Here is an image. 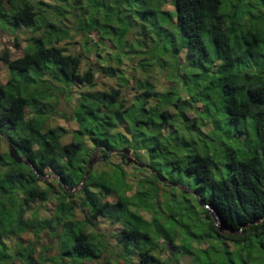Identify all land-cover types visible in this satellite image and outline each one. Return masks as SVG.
Returning <instances> with one entry per match:
<instances>
[{
	"label": "trees",
	"instance_id": "1",
	"mask_svg": "<svg viewBox=\"0 0 264 264\" xmlns=\"http://www.w3.org/2000/svg\"><path fill=\"white\" fill-rule=\"evenodd\" d=\"M104 1L40 0L35 6L33 0H0V24L31 34L21 55L0 53L10 73L5 83L0 80V141H12L27 161L17 164L0 149V264H46L43 255L39 261L33 257L43 235L57 239L59 259H49L54 263L105 258L111 264L96 231L99 219L120 225L115 244L129 264H182V258L188 264H264V0H169L173 11L161 9L167 0ZM132 29L140 42L127 41ZM173 31L184 39L180 49L166 44ZM75 34L84 36V48H93L101 61L84 72L82 56L59 46ZM107 37L129 60L139 57L142 68L149 66L148 55L155 57L174 86L163 94L133 73L143 91L131 105L120 89L76 91L93 85V70L129 83L101 57ZM146 39L154 42L147 51H133ZM115 58L120 61L119 54ZM194 70L203 79L191 85ZM52 85L67 101L78 95L74 130L47 126L57 112V102L48 100ZM152 98L156 102L148 105ZM189 112L197 117L188 118ZM217 113L233 132L230 138L248 134L240 149L229 148L224 170L206 145L215 146L222 136ZM124 147L151 169L114 152ZM96 150L103 165L91 166L85 176ZM46 171L60 181L42 183ZM163 171L189 178L197 199L160 182ZM76 202L86 211L83 219L76 218ZM199 203L214 209L223 231ZM25 235L33 241L22 244ZM167 249L170 255L162 259Z\"/></svg>",
	"mask_w": 264,
	"mask_h": 264
},
{
	"label": "rangeland",
	"instance_id": "2",
	"mask_svg": "<svg viewBox=\"0 0 264 264\" xmlns=\"http://www.w3.org/2000/svg\"><path fill=\"white\" fill-rule=\"evenodd\" d=\"M34 1V5L38 6V1L40 0H33ZM42 1H46V0H42ZM99 1H104V0H99ZM106 9L107 7V3L104 1V5L102 6ZM162 10L164 11H173L174 8L171 4V2L169 0H167L166 2H163V5L161 7ZM49 10V9H47ZM104 11V9H103ZM102 11V13H103ZM174 14V13H173ZM66 22V21H65ZM72 23V22H70ZM57 25H59V23H57ZM75 30V27H74ZM42 31L35 33V36H39L40 33ZM173 36L171 39L169 38L170 42H166L167 45L170 44H176L178 49L182 48L181 44L183 43V38L182 36H180V34L176 31H173ZM31 36L30 32L28 29H19V30H11L8 26L4 27L0 24V53H3L5 50H7L12 57H16L19 56L23 53V50L25 48V46L28 44L27 39ZM15 39H17V41H15ZM91 39L92 40H96V38L91 35ZM110 38H106L105 40H103V43L105 44L102 47L104 48V52H101V57H106L109 59L110 62V67L112 68H116L119 70L118 72V76H122L125 77L129 83H124L123 81H121L118 77H111L108 76L106 74H102V72H100L99 70H93V82H92V86L89 87H85L81 86L80 88L76 89V91H88V92H102V91H109L110 89H120L121 90V99L123 101H126V103L128 105H131L133 102V97L137 95V93H141V89H139L137 87V83L132 81V74L134 73V76L137 79H142L144 80L145 78H149V82L152 83V85L155 87V89L157 91H162L163 94H166V91H168L172 85L174 86V84L172 83L171 79H169V75H168V68H161L157 61H153L156 58L155 57H150L148 55V59H151L150 61L148 60L147 63L149 64V66L142 68L140 66V62H139V57L132 55V59L129 60V56H126L125 54V50L121 49L118 50L117 47H114L112 45V43L109 41ZM127 41H129V43L133 42V41H141L142 40V36L138 34L137 30L132 29L131 32L128 34V36L126 37ZM90 40V39H89ZM175 41L172 42V41ZM85 38L82 34H75L74 37L72 39H65L62 42H60L59 46L62 47H66L68 52L71 54H80L82 56V62L80 63V67H79V72H84L85 70L88 69L89 66H91L92 64H95L96 61L101 62L100 60H98V58L96 57V53L94 52L93 48L91 49H85L84 48V43ZM17 44V45H16ZM154 42L150 39H146V44L144 45L143 48H139V47H134L133 51H137V50H141V51H147L146 49L151 47V45H153ZM160 46V45H159ZM127 51V50H126ZM158 53H160V50H156ZM119 54V60H117L115 58V55ZM144 58L146 56H143ZM165 60H168V58H164ZM119 61V62H118ZM180 64L181 65H185V57L184 54H180ZM264 62V60H262ZM180 69V73L182 74V72H184V68L179 66ZM254 72H257L256 69H254ZM146 73V74H145ZM191 75L189 76V80H190V84H195L196 82H198L199 80H202L203 78H201V74L198 75L199 73L194 70L192 72H190ZM172 74L174 76H176L173 71ZM10 73L8 71V69L6 68V66H4L3 63H0V80L5 83L6 80L8 79ZM172 75V76H173ZM48 81L50 80L48 77L46 78ZM134 79V78H133ZM200 83V82H199ZM202 84V83H200ZM48 86V85H45ZM53 87H51L48 90L49 95H51L50 98H48V100L50 102H57V107H56V114H53V116L48 120L47 122V126L48 127H63L64 129L67 130H74L75 129V124L72 120V115L71 112L73 111V107L76 104V99L78 97L77 94H73V96L71 97V101H67L66 98L60 93L59 89H57L56 85H52ZM177 88L180 90L181 95L183 96V98H186L187 95L185 93V91H182L179 88V83L176 84ZM49 87V86H48ZM156 101L152 98L149 100L148 105H152L153 103H155ZM199 107V106H198ZM198 110H200V107L198 108ZM196 116L197 117V113H193V112H189L187 117L188 118H192ZM217 116L219 118V131L222 133V136L219 137L217 136V139L215 140V146H213L212 144H209L206 142V145L208 147L211 148V154L215 156L216 161L220 162V168L222 170L225 169L224 163L226 162L225 159V155L228 153L229 148H233V149H240L242 147V141L243 138L245 137V135L248 134H240V133H236V137L237 136H241L239 139V141H237L235 138V136H233L232 138H230V135L233 134V132L229 129H227L225 122H224V118H222L220 116V113H217ZM208 125V124H207ZM210 126V125H208ZM208 126H203L201 127V129L203 131H207L208 130ZM249 136L252 138L251 140L254 139V133L251 131L249 133ZM69 138V136H68ZM67 140V139H66ZM236 140V141H235ZM221 144V145H220ZM228 147V148H227ZM0 149L2 151H6L8 150V139L6 137H3L0 141ZM121 149V148H120ZM118 149V150H120ZM130 156L132 158H134V153L133 150L131 149V154ZM142 160H144V162H146L147 160L144 159V156H142ZM92 158H95V161L93 162L92 166H96L98 164L103 165V162H100L99 160L101 159V151L100 150H96L93 152V156ZM119 160V157H118ZM98 161V162H97ZM143 164V163H141ZM99 171H102V168H98ZM126 169V167H125ZM133 170L131 168L128 169V172H132ZM170 174V175H169ZM169 174H166L165 171H163V178L165 181L167 182H172V183H176L177 186L184 187L186 190V193H189L191 195H193L196 199H197V195L196 194H192L190 191H194L193 188L191 186H189L188 181L189 178H182L178 175V172L176 171H169ZM137 175L139 177H142L144 174L143 173H137ZM40 179L42 181V183H51V184H55L57 181H60L59 177L54 174L51 171H46L43 174H41ZM120 184L123 185V183L121 182ZM160 187L162 189H164V186H162V184L160 185ZM74 191L73 190H68L69 193H72ZM176 192H178L176 190ZM78 195L76 196L75 200L78 199ZM76 205V210H75V215L76 218L78 219H83L84 218V214L86 213V211L84 210V208H81L79 203H75ZM200 205V203H199ZM49 208V206H47ZM211 213V212H210ZM147 214V213H146ZM212 214V213H211ZM212 216L215 218V216L212 214ZM146 218H149L147 215H145ZM121 229L119 224H115V223H111L109 220L107 219H99L97 224H96V231L99 234V236L103 239V241L105 242V244L107 245V251L105 252L104 255H108V259L109 262L111 264H129L126 261H124L123 259V255H121V251L120 248H118L115 244V239H114V234L116 232H118ZM22 244H26V241H33V237L32 235H25ZM58 252H59V248H58V243H57V239H51L49 237H47L46 235H43L42 238L40 239L39 243L35 246L34 248V253H33V257L36 259V261H39V255H43L44 260H46V264H57L54 263L52 261H50V258L56 257L58 258ZM170 255L169 250H164L163 252H160V257L163 258H167ZM105 258H101L100 260H94L92 261L93 264H104ZM181 263L182 264H188L187 261L185 260V258L181 259ZM17 264H19L17 262ZM60 264V263H58Z\"/></svg>",
	"mask_w": 264,
	"mask_h": 264
},
{
	"label": "water",
	"instance_id": "3",
	"mask_svg": "<svg viewBox=\"0 0 264 264\" xmlns=\"http://www.w3.org/2000/svg\"><path fill=\"white\" fill-rule=\"evenodd\" d=\"M0 135H1V131H0ZM114 152H119V153L123 154L126 157V162L127 163L136 165L138 167H147V168L151 169L149 166L141 164V163H138L134 158H132L130 156L131 149H129L127 147H124V148H122L120 150H117V151H114ZM8 154H9V157L14 162H16L17 164H27V161L22 156H20V154L17 151L16 146L10 140H8ZM92 156H93V154L91 155V158H90V160L88 162L87 169H86V172H85V176L88 175V172H89L91 166L93 165V162L95 161V158H92ZM159 179H160V182H162V183H168V184H170L172 186H177L176 183L167 182L163 178H159ZM181 188L185 189L182 186H181ZM190 192L192 194H195V191H190ZM200 205L209 209V212H211L215 216V225L217 226L219 231H223L225 228L223 227V225L220 224V221H219L218 217L216 216V213H215L214 209L211 206H208V205H205V204H202V203H200Z\"/></svg>",
	"mask_w": 264,
	"mask_h": 264
},
{
	"label": "clouds",
	"instance_id": "4",
	"mask_svg": "<svg viewBox=\"0 0 264 264\" xmlns=\"http://www.w3.org/2000/svg\"><path fill=\"white\" fill-rule=\"evenodd\" d=\"M178 188H179V186H178ZM180 188H181V186H180ZM182 189V188H181ZM186 190V189H185ZM208 209V208H207ZM209 210V209H208Z\"/></svg>",
	"mask_w": 264,
	"mask_h": 264
}]
</instances>
